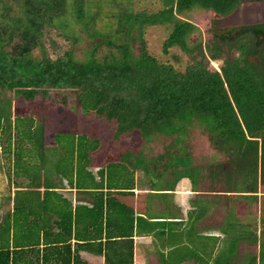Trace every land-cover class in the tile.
<instances>
[{
    "label": "trees",
    "instance_id": "obj_1",
    "mask_svg": "<svg viewBox=\"0 0 264 264\" xmlns=\"http://www.w3.org/2000/svg\"><path fill=\"white\" fill-rule=\"evenodd\" d=\"M130 1L0 0V93L10 92L13 98H0V105L4 109V114L0 112V139L8 142L10 128L15 127L21 136L18 139L20 143L22 137H26L24 134L29 131L25 126L22 129V125H17L15 120L10 122L9 119L10 114L17 117L20 112L19 107L15 105L19 102V97L26 101L35 97L44 107L47 105L44 100L51 92L62 104L70 97L67 105L74 109V115L83 118L92 115L91 119L93 118L95 123L92 124L94 127L84 132L71 130L64 134L61 131L52 133L53 138L49 142L54 144L57 153L55 167H59L64 174L69 169L70 184L73 162L75 175L89 174L93 183L95 180L92 172L82 166L87 160H91L94 153H103V161L96 171L100 177L97 183L105 190L103 193L99 191L98 197L102 198L101 194L104 195L107 207H115L124 215L133 214L132 208L118 201V198L126 194L125 192L132 191L135 170L140 174L137 177L140 185L147 187L153 185L148 179H160L163 175H169L172 180L170 189L175 182L183 178L188 179L192 185L193 175H200L204 170L209 183V186L207 183V188L202 190L206 194L205 200L210 193L216 192L224 194L221 197L226 201L228 199L231 202L230 198L237 197L246 201L247 196H236V190L248 194L247 201L256 200L258 190L264 192V71L255 73L253 69H249L252 67L250 64L258 63V57L253 61L246 57L254 52L257 46H262L264 50V22L245 26L244 29L242 27L239 32L234 31V28L211 26V47H204L208 52L210 50L206 57L199 42L187 45L189 34L197 29L189 21L178 17L179 14L208 11L214 15L210 24L214 26L220 18L237 6L239 0H159V8L150 12L134 11ZM75 24L83 28L87 39L96 38L86 48V55L82 60L76 58L72 51L74 40L79 38V33L70 37L66 30L68 27L72 30ZM140 25L168 26L169 30L161 43V52L167 54L170 47H178L188 56L184 67L179 68L174 63L158 61L144 49L142 40L139 55L132 57L129 44L134 31ZM54 28H59L57 33ZM59 36L68 39L69 44L65 46L59 42L56 39ZM248 36H252V45L254 44V50L250 53L243 48L245 45L242 42L234 41ZM236 37L239 38L235 39ZM136 38L140 39L139 36ZM224 41H231L226 47V53L233 47L238 51L236 56L227 57L220 49V43ZM35 48L43 52L49 49L52 57L44 54L39 58L32 57L31 53ZM219 58L221 60L218 68L207 66L208 61ZM173 59L175 63L179 62L177 56H173ZM48 100L50 102L53 99ZM9 102L12 103L11 107ZM29 117L34 120L32 116ZM198 127L203 129L202 138L206 141V146H211L215 151L209 155L208 163H202V171V165L193 163V155L187 152L184 144V139L189 137L186 131ZM160 133L164 140L163 145L156 144L157 142L147 144L158 139L156 136ZM91 135L94 136L90 137ZM138 135L142 136L144 147L137 145L139 148H133L124 145V149L121 146L119 150L115 149L114 155L104 154L103 148L108 146L110 138L128 141ZM168 136H175L179 140ZM27 140L28 148L20 144H14L15 148L13 147L16 159L12 173L14 177L22 174L25 180L22 179L18 184L16 180L13 181L17 189L12 210L9 211L8 203H5L10 200L7 197L9 194L6 195L5 201H0V264H13L15 260L10 259L14 258L12 253L23 251L19 243L24 237H14L12 227L17 228L21 223H26L33 228L36 235L37 231H48L45 230L47 224L54 223L69 232L70 223H78L81 218L78 212L74 215L65 212L71 206L69 201L48 190L49 183L40 177V170L38 166L36 168L38 163H33L31 173L27 167H18L17 160H21L22 152H28L34 158L32 154L42 148V142L39 143V140L31 135ZM119 140L112 142L119 143ZM90 142L92 145H88ZM9 148L10 143L2 146V150L6 152H11ZM161 148L164 150L161 151ZM148 149H152L151 153L154 154L159 152L161 156L152 158ZM137 158L144 163L142 166L145 171L137 169L141 165L136 163ZM191 164L193 165L189 175L187 169ZM182 168L183 171L177 172ZM149 171L153 173L151 177L143 179ZM5 172L8 188L9 171ZM65 176L67 178V175ZM213 181L217 190L215 185L210 183ZM72 182L79 189L89 187L88 183L78 178L72 179ZM193 186L195 187L191 186L192 192L197 193L195 182ZM262 202L264 204V200ZM212 204L213 208L201 209L202 215L197 213L192 219L188 215V222L192 223L204 215H210L216 207V202ZM198 206L200 205L196 203L195 210ZM45 213H49V216L44 215ZM249 219L256 223L254 215ZM177 220L175 223H179L180 219ZM223 220L222 217V225L218 231L223 234L225 244L215 255L213 262L222 264L220 260L223 259L225 264H241L243 260L242 264H264V257L261 256L264 219L258 217L259 226L253 240L243 239L247 243H254L257 252L244 255L241 259H233L232 254L236 250V243L241 239L244 225L235 221L224 223ZM129 221L132 223L130 218ZM159 222L167 223L163 220ZM170 222L174 223H168ZM54 225L48 224V228L53 229ZM235 226L239 238L231 235ZM119 229H113V232ZM27 230L30 231V228ZM190 230H195L193 235L197 233L193 225ZM108 232L112 233L110 228ZM130 233L131 224L126 231L118 235V239H112L106 234L108 236L105 239L110 244L103 243V251L115 243L119 248L113 249L114 252L122 251L116 256L111 254L115 259L108 261L107 258L109 263H131ZM224 235L228 238L225 239ZM11 236L13 239L10 242ZM114 236L116 237V233ZM204 236L207 238L206 244H210L209 239L214 240L213 246L215 240L220 239L219 235ZM67 241L57 253L62 256L64 253L66 263L71 255ZM91 244L75 239V248L86 249ZM97 246V252H100L99 241ZM124 250L126 252L123 254ZM196 250L197 248L193 249L195 254ZM75 251L76 249L73 257L77 258ZM109 253L105 252L107 255Z\"/></svg>",
    "mask_w": 264,
    "mask_h": 264
},
{
    "label": "rangeland",
    "instance_id": "obj_2",
    "mask_svg": "<svg viewBox=\"0 0 264 264\" xmlns=\"http://www.w3.org/2000/svg\"><path fill=\"white\" fill-rule=\"evenodd\" d=\"M263 2L259 1V0H255V2L247 5V11H253L255 8L260 7V5L264 4V0H262ZM131 6L132 9H134V11H140V10H147V12L150 11H154L157 8H159L160 4H159V0H131ZM181 19L187 20L190 23H192L197 30L192 31L188 38H187V45H193L196 42H199L201 44V46L204 48L205 46L211 47V38H212V32L210 31V27H214V28H218V27H223L226 28L228 26H231L233 24L231 17H225V18H220L219 21H217L215 23V25H210L211 24V19L214 17L213 14L209 13L208 11H195V12H189V13H182L179 14V16ZM239 20V19H238ZM250 21V20H248ZM255 21H259L258 19H256ZM253 21V22H255ZM55 32L57 33L59 30V28H54ZM82 27H78L76 24L72 27V30L70 29V27L66 28V30L68 31V33L70 34V37H72L75 33H79L78 36L79 38L77 40H74L73 43V54L76 58L78 59H83L84 55H86V51H87V47L88 45L91 44L92 41H95L96 38H92L91 39H87L84 36V32L82 31ZM168 26H163V25H140L139 28H137V30L134 31V35H132V39L130 40V50H131V56L136 58V56L139 55L140 49H141V41H143L144 43V49L150 53L151 55H153L158 61H165V62H170V63H174L175 66H178L179 68H183L184 64L187 61V55L181 51L178 47L173 46L170 47L168 49V53L167 54H163L161 52V43L163 41V39L165 38L167 31H168ZM139 36L140 39H137L136 37ZM239 37H236L235 39H238ZM56 39L59 40V42H61L63 45L67 46L69 44V40H65L62 37H57ZM235 43L238 42H242L245 46H243L244 49H247L249 51V53L251 51L254 50V44L252 45V36H248V37H242L239 40H234ZM231 41H224L222 43H220V49L224 51V53H226V50L228 47V43ZM143 45V44H142ZM42 52V53H41ZM210 52V50H209ZM208 50L204 48V55L209 54ZM254 53H256V55H254ZM44 54V56H51L50 50L46 49L44 52L42 50L39 51L38 48H35L33 50V52L31 53L32 57H41ZM238 54V51L235 50V48H231L227 53L226 56L230 57V56H236ZM173 56H177L179 59L178 63H175L173 60ZM223 56V54L221 55ZM258 60H257V57ZM229 59V58H228ZM246 59L248 60H257L258 63H253L250 64L249 69H253V71L256 72H260V71H264L263 67H264V50H262V46L259 47L257 46L256 49L254 50V52L250 53L249 55H247ZM220 60L221 58H219L218 60H210L208 61V67L215 69L218 68L219 64H220ZM12 93L10 92H6V93H0V98L5 96L6 99H10L12 100ZM19 102H16L15 105L19 107L20 112L17 114V117L11 116L12 114H10V122L12 121H16L17 125L20 124L22 125V129L23 126H25V128H27L29 131L26 132L24 134V136H26L25 138L22 137L21 142L19 143L18 139L21 138V136L19 135L18 131L16 130L15 127H11L10 128V137L8 139V142L5 140H1L0 139V200L5 201L6 200V195L7 194H3L2 191H5L6 188V176H7V172H5V170L9 171V185H11L12 180H18V179H23L25 180V176L18 174L17 177H14L13 175V171L15 170L14 167V161L16 159L15 154L13 152H6L4 150H2V146L8 145L10 143V147L13 148L14 144L15 146L17 144H20L21 146L24 145L25 148H28L29 144H28V136L31 135L32 137H34L35 139H37V141L39 143L42 142V148L38 149V151H35V154H32L33 156H35L34 158L28 153L25 152V154H22L23 160H17V164L18 167L20 169H22L23 167H27V169L29 170V172L31 173L34 164L33 163H38L36 164V168L38 166V169L40 170V173L42 174H49L50 170L55 169V163L57 161L56 156V150L55 147L53 146L54 144L49 142L52 141V133L57 132V131H61V133H69V131L71 130H75L78 129L79 131H86L87 129H91L92 127H94L95 124L93 123V118L91 119V117H93L92 115H89V118H83V117H77L75 116V111L74 109L70 108L68 105H66L67 103L70 102V97L65 99V105H63L61 102H59V100L56 99L55 95L51 94V92L48 93V96L45 98L44 102L47 103V105H44V107H42V105H40V102H38L37 98H32L29 101H26L24 99H22L21 97H19ZM48 99H53L52 101L49 102ZM10 103V102H9ZM12 106V103H10L9 107ZM7 108V105L5 106ZM8 107V108H9ZM72 110V112H70L69 110ZM0 112L4 114V109L2 108V106L0 105ZM32 116L34 118V120L29 117ZM33 122V123H32ZM20 128V127H19ZM76 131V130H75ZM203 129L201 127L198 128H190L186 131V134L189 136L187 139H184V144H185V149L187 150V152L192 153L193 155V163L197 164V165H202V163H208L210 161L209 159V155L211 153H214L215 151L212 149L211 146L207 145L206 146V141L204 140L203 135L202 134ZM67 135V134H66ZM94 135H91L90 137H93ZM113 137V136H112ZM139 137V138H138ZM138 137L134 136L131 137L130 140L128 141H124L123 139L119 140V139H115V140H119V143L117 142H112L115 141L113 140V138H110L111 141L108 142V146L103 148L104 149V154L109 153V154H113L115 153V149H118L120 146L124 149V145H127L128 147H133V148H139V146L144 147V141H142V136L138 135ZM158 139L155 140H151L150 143L147 142V144H152L157 142L156 144H161L163 145L164 140L162 139V134H157L156 136ZM27 138V139H26ZM168 138H172L173 140L176 139L175 136L171 137L168 136ZM41 139V140H40ZM162 140V141H161ZM177 141L179 139H176ZM65 141V140H64ZM145 142V145H147ZM199 144V145H198ZM139 145V146H137ZM11 148H9L11 150ZM15 148V147H14ZM13 148V150H14ZM155 148V147H154ZM119 150V149H118ZM164 150L163 148H161V151ZM24 151V150H23ZM150 151V152H149ZM156 151V150H155ZM169 151H171V149H169ZM148 152L151 153L153 152L152 149H148ZM157 152V151H156ZM24 153V152H22ZM24 155V156H23ZM156 155H160L159 152H157V154L151 153V157L153 158ZM161 156V155H160ZM103 153H96V160L95 163H99L101 160L103 161ZM116 157V156H115ZM136 163H139L141 165L138 166V170L140 171H145L144 170V166H142L144 163L137 158L136 159ZM93 163V162H92ZM193 164L190 165V167L187 169L188 174H191V166ZM186 167V166H185ZM201 171L203 170V165L200 167ZM14 169V170H13ZM86 169H88L86 167ZM184 168L179 169L177 172H181L183 171ZM39 173V174H40ZM143 174V173H142ZM145 174V173H144ZM147 176H144L143 179H147L148 177H151V174H153L151 171H149L148 173H146ZM205 171L203 170L202 174H194L193 175V184L194 182L196 183V188L200 189L201 191L207 188V183H208V179L205 178ZM140 174L136 172V177H138ZM171 176V175H170ZM134 177L135 183L134 186H136L137 184H141L140 182H138V178ZM171 177H169V175H163L160 179L158 178H151L148 179V182L153 183V185L151 187H148L149 189L142 191L141 193H135V197L130 201L127 202L126 205L130 206L131 208L134 209L135 212H137L138 214L141 213L142 214V218L141 220L145 219L146 217L149 216H153V220L157 221V215H164V212H158V209L155 205H153L152 207H150L149 205H147V200L148 199H153V203L156 200H159L162 198V196H167L161 192H158L159 190H163V189H168L170 187V183H171ZM146 183V182H145ZM143 183V184H145ZM211 185L212 183L215 185V181L210 182ZM193 184L190 185L194 188L195 186H193ZM209 186V183H208ZM11 187H13V185H11ZM260 186L258 185V188ZM214 188L217 190V185L214 186ZM237 189V188H236ZM262 189V188H261ZM264 189V188H263ZM127 191V190H126ZM259 192H257V199L256 200H252L250 202V200L247 201L249 195L246 194L245 192H240V190H236V196H241L242 198H244V196L246 195L247 197L245 198V200L241 199V198H230L231 202L227 199H224L223 197H221L222 193H216V192H212L210 193V195L208 196V198L202 199L199 197H203L206 194H200V196H195L196 198V203H198V207H196L195 210V204L193 203L192 205H190L189 207H193V209H190L189 212V218L192 219L193 215L201 214V209H209L213 207V203L216 202V206H217V212L213 214V211L211 212V214L208 216L209 218L207 219L206 223H216V222H222V217L224 218L223 222L224 223H232L233 221H235L237 224L241 223L244 226H242L243 228V233L241 235V239L238 240V242L240 243H236V250L235 252L232 254V258L233 259H241L244 255L247 254H253L256 253V246L254 245V243H247L245 241H243V239L245 238H250L251 240H253V237L255 235H257V230H258V224L257 220L258 217H261L262 220L264 219V204H263V190L260 192V190H258ZM9 193V192H8ZM126 194L121 195L118 198V201L120 200L122 203L125 202V200L128 198V193L125 192ZM209 193V192H208ZM5 195V197H4ZM228 196H231L230 194H227ZM218 196V197H217ZM235 196V197H236ZM10 198L9 200V205L12 203L11 199H12V195L7 196ZM118 197V196H117ZM204 198V197H203ZM227 198V197H226ZM193 200V199H191ZM8 203V202H5ZM211 203V204H210ZM155 204V203H154ZM216 209V207H215ZM214 210V209H213ZM133 211V210H132ZM223 213L225 214V216H221L223 215ZM202 215V214H201ZM255 216V222L253 223L252 221H250V217L251 216ZM217 219V220H216ZM264 221V220H263ZM196 222V221H195ZM193 222V223H195ZM199 221H197L198 223ZM142 223H151L149 219H146L145 221H143ZM187 223V222H186ZM189 223H191L190 221L187 223V227H181V231L180 233L183 234L182 236L179 237V239H182V241H184V244L182 246V248L177 247L173 253V259L172 262H176L178 259H182L184 256L185 261L187 260V262H193L195 264H206L205 261L208 262L209 259L211 260H215V253L216 251H219V249L223 246L224 247V242L223 244L220 246V248H214L213 249V239H209L210 240V244H206L207 238H201L198 237V231L197 233H195V235H193L195 230H190L189 228ZM49 225H54V223H48ZM48 224H47V230H50L51 228H48ZM199 228H200V224H199ZM239 228V227H238ZM231 235L234 238H239V234L238 231H236V226L231 230ZM225 239L228 238V236H225ZM208 240V242H209ZM253 242V241H250ZM196 255L193 251V249H196ZM143 250V249H142ZM261 252V256L264 257V243H263V248H262ZM202 253V255H201ZM214 253V254H213ZM159 261H160V257L161 256H157ZM183 258V260H184ZM209 258V259H208ZM222 264H225V260H220ZM242 263H244V260L242 261ZM241 263V264H242ZM209 264V263H208ZM211 264V263H210Z\"/></svg>",
    "mask_w": 264,
    "mask_h": 264
},
{
    "label": "crops",
    "instance_id": "obj_3",
    "mask_svg": "<svg viewBox=\"0 0 264 264\" xmlns=\"http://www.w3.org/2000/svg\"><path fill=\"white\" fill-rule=\"evenodd\" d=\"M253 2H255V0H239L237 6L233 8L228 14L224 15L222 18H225L231 14L234 15L237 20H245L246 17H244V15L248 12L250 13V11H247V5ZM254 13L256 14V16L254 14H252V16H255V18L257 19H261V13H258L257 11H254ZM262 22L254 23L259 24ZM88 145H92V143L90 142ZM22 147L25 146L22 145ZM10 151L14 153L13 149ZM22 154H25V151ZM159 157L160 155L155 156V158ZM20 159L23 160V157L21 156ZM93 160H96V153L92 155L91 160H87L85 164L83 163L82 166L85 170L87 167L89 169V172H92L91 174L93 175V179L95 180V182L93 183H91L92 180L90 179L89 174L79 173V175H75L74 163L72 162L71 164L72 179L75 180V178H78L83 182L88 183V188H77L76 185H74V182H72V179L70 185L68 177L69 169L67 170L66 174L61 173L59 167H55L54 171L50 170L49 174L40 173V177H42V179H45V181L49 183L48 190L56 192L58 196L64 198V200L69 201L71 206H69L65 212H69L71 213V215H74L78 212L81 218L79 219L78 223H70L69 232L60 229L57 225H54L53 229H50L48 231L43 230V232L42 230L37 231V234L35 235L33 228L30 225H27L26 223L24 225L21 223V226L17 228L12 227L14 230L10 229V231L13 230L14 237L15 235H18L19 238L24 237L20 241L21 245L19 243V247H22L23 251H17V253H12L14 255V258L10 259L15 260L13 264H111L108 261L115 259L111 256V254L116 256V254H121L122 251H119L118 253L114 252L113 249L118 250L119 248V245L115 243L112 246L109 245L104 250L105 252H110L109 255L105 254V252L103 251V243H105L106 245L110 244L106 241L105 238H107V236L109 235L112 239H118V235L126 231L128 229V225L130 224V234L132 237V255L130 264H195L193 262H187V260L185 261V256L183 257L184 260L182 258L181 260L178 259L176 262H172L173 257L171 256H173V253L177 247L182 248L184 244V241H182V239H179V237L183 235L180 233L182 229L181 227H187V223L189 220L187 216L189 215L190 209H193V207L190 208L189 206L193 203L195 204V196H200V194L205 193H203L199 189L197 193L192 192L190 182L188 181V179L183 178L175 182L172 189H170L169 187L167 190H159L158 192H161L167 196H162L161 199L156 200L154 202L155 204L153 203V199L147 200V205H149L150 207L155 205L158 209V212H164V215L155 216L157 217L158 221H154L153 216H149L141 220L142 214H138L134 211L133 208V214L129 216L124 215L121 211H117L115 207H107V200L103 194L100 193L102 198L98 197L99 191H101L102 193L105 191L102 187H99L97 183L100 177H98L96 170L99 168L102 160L99 163H95V161ZM65 175H67V178ZM133 175H136V170L134 171ZM21 180L22 179L16 180V183L18 184ZM13 181L14 180H12L11 183L13 187H11V185H9L8 183V188L5 191H2L3 194L5 193L9 194L10 196L12 195L13 197L15 196V189H17V186L16 183L14 184ZM147 189H149L147 185L141 186L137 184L133 187L132 191L129 190L130 192H127L128 198L125 200L124 203L127 204V202H130L135 197V193L139 194ZM13 197L11 199L12 203L10 205L8 200L7 207L9 211H11L13 208ZM203 197L199 198L204 199ZM61 198L58 199L61 200ZM216 212L217 206L216 209L213 211V214ZM44 215L49 216V213H45ZM208 216L209 215H204L203 217L198 219V223L197 221H194L195 223H189V228L193 225V228L198 231V237L201 238L205 237L204 234L219 235L218 237L220 239L215 240L213 249L216 247L220 248V246L223 244V234L219 233L218 228L222 225V223H206L207 219L209 218ZM129 218L132 223H130ZM146 219H149L151 223H142ZM177 219H180L179 223H175L176 221H178ZM162 220L167 221V223L159 222ZM169 221H173L174 223H168ZM28 227L30 228V231L27 230ZM109 228L112 231L111 234H109L108 232ZM113 229L119 230L113 232ZM114 233H116V237L114 236ZM201 234H203V236ZM56 237L57 239H54ZM12 239L13 236L9 238V241L11 242ZM75 239H78L81 242H86L90 244L92 243L88 247L90 249L75 248ZM66 241L69 243L71 250L70 260L68 261L69 263H66V261L64 260V258H66V256H64V253L63 256L57 254L61 251L60 248L62 244L64 245ZM98 241L101 244L100 252H97ZM123 245H125V242L123 243ZM75 249L77 258L73 257V252ZM221 249L222 247L219 249V251ZM125 252L126 250L123 251V254ZM214 253L216 255L218 251ZM57 255L59 256L57 257ZM157 256H161L160 261ZM63 261L65 263H63ZM205 262L206 264H216V262H213V260L211 259H209L208 262ZM114 264H128V262L121 261Z\"/></svg>",
    "mask_w": 264,
    "mask_h": 264
},
{
    "label": "flooded vegetation",
    "instance_id": "obj_4",
    "mask_svg": "<svg viewBox=\"0 0 264 264\" xmlns=\"http://www.w3.org/2000/svg\"><path fill=\"white\" fill-rule=\"evenodd\" d=\"M252 1V0H251ZM259 1H261V2H263L262 0H259ZM263 11H264V8H263ZM254 13V10L253 11H251V14L248 12L247 14H245L244 15V17H246L245 18V20L247 19H251V17H252V14ZM255 14V13H254ZM262 14H264V12L262 13ZM256 15V14H255ZM227 17H231V19H232V22H233V24L231 25V26H228L227 28H234V31H236V32H239L240 31V28H242V29H244V27L245 26H255V25H259V24H262V23H259V24H255V23H253V24H247V25H245L244 24V22L243 21H241V20H237L235 17H234V15H228ZM243 17V16H242ZM242 31V30H241ZM254 55H256V53H254ZM257 57V56H256Z\"/></svg>",
    "mask_w": 264,
    "mask_h": 264
},
{
    "label": "water",
    "instance_id": "obj_5",
    "mask_svg": "<svg viewBox=\"0 0 264 264\" xmlns=\"http://www.w3.org/2000/svg\"><path fill=\"white\" fill-rule=\"evenodd\" d=\"M263 8H264V4H262V5H260V7H257V8H255L254 9V11H257L258 13H261L260 14V16H261V19H258L259 21H255L257 18H255V16H252L251 17V19H248V20H250V21H248L247 19L246 20H243V22L245 23V24H250V23H254L253 21H255V22H262V21H264V14H262L264 11H263Z\"/></svg>",
    "mask_w": 264,
    "mask_h": 264
},
{
    "label": "clouds",
    "instance_id": "obj_6",
    "mask_svg": "<svg viewBox=\"0 0 264 264\" xmlns=\"http://www.w3.org/2000/svg\"><path fill=\"white\" fill-rule=\"evenodd\" d=\"M67 105V104H66ZM71 110V109H70ZM72 111V110H71ZM238 243H240V242H238Z\"/></svg>",
    "mask_w": 264,
    "mask_h": 264
}]
</instances>
